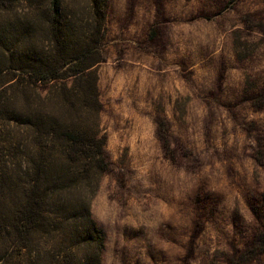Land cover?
<instances>
[{
    "label": "rangeland",
    "instance_id": "rangeland-1",
    "mask_svg": "<svg viewBox=\"0 0 264 264\" xmlns=\"http://www.w3.org/2000/svg\"><path fill=\"white\" fill-rule=\"evenodd\" d=\"M24 11L0 9V32ZM3 46L9 106L20 71ZM103 54L101 264H264V0H108ZM0 264H27L2 234Z\"/></svg>",
    "mask_w": 264,
    "mask_h": 264
},
{
    "label": "trees",
    "instance_id": "trees-1",
    "mask_svg": "<svg viewBox=\"0 0 264 264\" xmlns=\"http://www.w3.org/2000/svg\"><path fill=\"white\" fill-rule=\"evenodd\" d=\"M107 1L0 0L2 10H25L0 32L20 71L16 100L0 103V122L16 128L0 143V234L27 264H101L104 234L90 206L109 169L95 70ZM254 247L264 252V228Z\"/></svg>",
    "mask_w": 264,
    "mask_h": 264
}]
</instances>
